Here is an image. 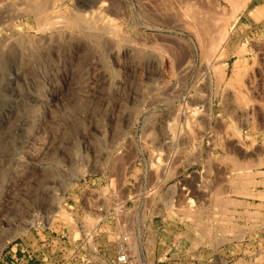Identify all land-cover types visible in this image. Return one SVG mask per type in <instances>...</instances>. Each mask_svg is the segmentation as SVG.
I'll use <instances>...</instances> for the list:
<instances>
[{"label":"rangeland","instance_id":"obj_1","mask_svg":"<svg viewBox=\"0 0 264 264\" xmlns=\"http://www.w3.org/2000/svg\"><path fill=\"white\" fill-rule=\"evenodd\" d=\"M98 206L264 264V0H0V264H63Z\"/></svg>","mask_w":264,"mask_h":264},{"label":"built area","instance_id":"obj_2","mask_svg":"<svg viewBox=\"0 0 264 264\" xmlns=\"http://www.w3.org/2000/svg\"><path fill=\"white\" fill-rule=\"evenodd\" d=\"M141 180V179H140ZM146 182L142 178L141 194L147 193ZM141 187V186H140ZM149 189V188H148ZM138 199H145V195ZM96 223L90 230L83 229L76 237L67 235L66 245L69 250L63 264H178V257L167 256L168 250L178 246V242L164 236L161 232L149 228L151 223H143L139 228L138 216L135 217L136 230L124 227L114 230L102 229L99 226L108 217L102 206L93 209ZM118 221V217H115ZM147 224L148 227H144ZM176 243V244H175ZM46 245V243H42ZM163 249L161 255L159 251ZM152 253V258L149 254ZM154 253H156L154 255Z\"/></svg>","mask_w":264,"mask_h":264},{"label":"bare ground","instance_id":"obj_3","mask_svg":"<svg viewBox=\"0 0 264 264\" xmlns=\"http://www.w3.org/2000/svg\"><path fill=\"white\" fill-rule=\"evenodd\" d=\"M207 1V0H206ZM229 3V2H228ZM230 3H231V1H230ZM186 4V3H185ZM210 5V4H209ZM202 7V6H201ZM190 8V7H189ZM213 8V7H212ZM206 9V8H205ZM209 9V8H208ZM180 10V9H179ZM189 11V10H188ZM203 11V10H202ZM211 11V10H210ZM215 11V10H214ZM218 11V10H217ZM187 12V11H186ZM199 12V11H198ZM201 12V11H200ZM212 12H213V10H212ZM216 12V11H215ZM215 12H213V13H210L211 14V16H207L206 15V13L204 14L205 15V19H204V23H203V18H204V15H203V17H201L202 16V14L201 15H199L200 17H201V20H199L198 19V22H200V24H202L203 23V28H202V32H201V30H200V32L199 33H203L204 32V34L205 35H203V36H206V38L205 39H203V40H207L206 42H207V44H209V47H207V48H209L210 49V52L211 51H213V53H215V51H214V48L213 47H216L218 44V41H219V39L220 38H222L224 35H226L225 33H224V26H223V28L218 24V19H220V17H215V15H217V14H215L214 15V17H213V15L212 14H214ZM201 13H203V12H201ZM181 14V13H180ZM179 14V15H180ZM199 14V13H198ZM207 14H208V11H207ZM209 14V15H210ZM176 15V14H175ZM182 15V14H181ZM186 15V14H185ZM191 15H194V12H193V14H191ZM220 15V14H219ZM184 16V15H183ZM195 16V15H194ZM199 16H198V18H199ZM218 16V15H217ZM225 17V16H224ZM186 18V17H185ZM190 18V17H189ZM192 18V17H191ZM196 20H197V15H196ZM194 18V19H195ZM187 19V18H186ZM223 19V18H222ZM222 19H220V22H221V20ZM192 20V19H191ZM194 21V20H193ZM187 22V21H186ZM191 22V21H190ZM197 22V21H196ZM222 23V22H221ZM3 24V23H2ZM189 24H191V23H189ZM199 24V23H198ZM196 25V27L197 26H199V25ZM202 27V26H201ZM201 27H200V29H201ZM198 29H199V27H198ZM111 30H113V29H111ZM116 30V29H115ZM219 34V36H217L219 39H217L216 37H215V35L216 34ZM201 34H199V36L201 35ZM115 36V35H114ZM194 37V36H193ZM200 37H202V35L200 36ZM202 38H204V37H202ZM201 38V39H202ZM215 38H216V40H215ZM202 41V40H201ZM204 41V42H205ZM209 42V43H208ZM221 42V41H220ZM4 43V42H3ZM200 43V42H199ZM203 43V42H202ZM6 44V43H5ZM217 44V45H216ZM213 46V47H211V46ZM216 45V46H215ZM4 46V45H3ZM201 46V45H200ZM205 46H206V44H205ZM208 46V45H207ZM204 47V46H203ZM211 48L213 49V50H211ZM203 49V48H202ZM207 50V49H206ZM208 51V54L207 55H209L210 57H211V55L209 54L210 52H209V50H207ZM206 52V51H205ZM204 54H206V53H204ZM206 56V55H205ZM204 56V57H205ZM209 56L207 57V58H209ZM206 58V59H207ZM213 59V58H212ZM205 61H207V60H205ZM15 75V74H14ZM14 79V78H13ZM18 92V91H17ZM28 93V92H27ZM33 101H35V99H32ZM34 103V102H33ZM9 121V120H8Z\"/></svg>","mask_w":264,"mask_h":264}]
</instances>
